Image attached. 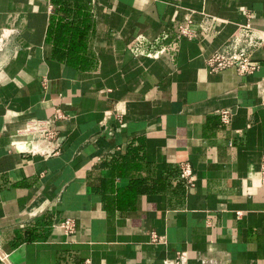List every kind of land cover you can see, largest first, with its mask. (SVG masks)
<instances>
[{
	"label": "crops",
	"instance_id": "0c3cea01",
	"mask_svg": "<svg viewBox=\"0 0 264 264\" xmlns=\"http://www.w3.org/2000/svg\"><path fill=\"white\" fill-rule=\"evenodd\" d=\"M245 24L264 0H0V264H264V63L207 67ZM55 109L59 152L18 142Z\"/></svg>",
	"mask_w": 264,
	"mask_h": 264
},
{
	"label": "built area",
	"instance_id": "2783aa9c",
	"mask_svg": "<svg viewBox=\"0 0 264 264\" xmlns=\"http://www.w3.org/2000/svg\"><path fill=\"white\" fill-rule=\"evenodd\" d=\"M212 20V19H210ZM211 21H206L199 26V31L193 30L189 23L178 27L179 36L189 40H198L199 37L208 31ZM239 33L235 34L231 40L220 50L215 52L208 60L207 67L209 71L216 73L223 70L234 68L239 75L252 74L259 66L253 59L252 53L260 51L261 62L264 63V31L253 28L250 24L239 27ZM260 106L264 111V97L260 101ZM230 112L222 110L219 117L223 123L230 121ZM66 115L55 109L52 115L44 120L28 121L22 129L17 133L19 143L27 147H32L33 151H42L46 155H53L59 152L65 137L57 131V123L64 121ZM180 178L187 185L191 186L194 180L192 169L188 164L180 165ZM258 179L261 187L264 189V155L260 161ZM239 216L240 213H237ZM57 229L62 230L69 235L75 230V222L71 219L55 221L50 223V234ZM156 240V237H152ZM183 257H179L176 261H165L164 264H180Z\"/></svg>",
	"mask_w": 264,
	"mask_h": 264
}]
</instances>
